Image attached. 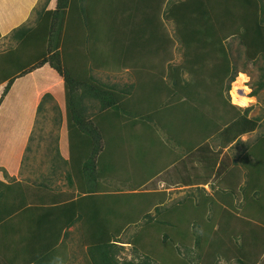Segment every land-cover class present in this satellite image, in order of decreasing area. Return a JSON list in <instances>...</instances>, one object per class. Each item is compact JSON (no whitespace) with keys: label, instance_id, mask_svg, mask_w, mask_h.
<instances>
[{"label":"trees","instance_id":"1","mask_svg":"<svg viewBox=\"0 0 264 264\" xmlns=\"http://www.w3.org/2000/svg\"><path fill=\"white\" fill-rule=\"evenodd\" d=\"M50 1L34 8L35 24L12 31L20 48L4 54L0 81L5 87L0 106L16 81H27V76L38 69L49 70L51 76L62 80L68 177L86 195L76 201L69 194L61 198L44 185L29 191V197L21 191L22 198L18 194L12 210L22 209L31 225L17 244L20 258L8 261L5 257V264H70L75 255L70 259L61 242L79 219L86 223V231H96L84 234L92 238L86 251L89 264H264V135L252 144L245 143L239 161L224 173L215 169L208 172L216 178L211 193L199 188L197 195H187L167 210L162 206L164 195H144L147 199L143 202V193H135L129 195L131 204L125 205L127 214L133 217L112 221L96 212L78 216L79 210L87 212L86 204L97 196L98 187L100 191L106 189L96 181L106 174L105 157L124 148L120 135L124 129H139L149 137L146 143L154 142L157 136L152 137L162 129L191 160H198L205 149L213 154L208 145L211 139H221L224 148L235 140L242 143L243 134L259 127L261 118L249 119L251 108L242 113L228 95L240 69L227 41L232 36L239 38L249 61L263 58L260 78L251 93L256 95L264 87V0H177L168 1L165 8H161V0H102L103 22L101 15L94 14L100 5L93 8L94 0H56L54 8H49ZM135 7L143 8L137 24L129 21ZM160 14L176 23L183 48L182 63L172 65L168 77L148 74L152 79H147L142 67L135 69V83L112 84L96 76L109 66L123 67L135 52L164 53L169 41L157 21ZM99 26L107 28V33ZM30 85L34 90H45L36 81ZM47 90L42 100L55 99ZM119 123L123 129L116 131ZM128 135L135 137L133 132ZM138 140L143 143V139ZM10 189L15 191L0 180V205H9ZM147 207L154 208L158 216L165 212L169 217L181 215L180 226L184 229L181 234L165 235L164 240L174 246L157 252L149 246L150 235L143 232V250L139 248L141 240L135 237L133 257L121 259L123 247L115 240L123 227L138 223L142 216L153 219L150 225L156 224L150 209L143 214ZM2 216L0 213V222ZM193 226L203 230L202 240L192 234ZM1 252L6 255L8 250Z\"/></svg>","mask_w":264,"mask_h":264},{"label":"crops","instance_id":"2","mask_svg":"<svg viewBox=\"0 0 264 264\" xmlns=\"http://www.w3.org/2000/svg\"><path fill=\"white\" fill-rule=\"evenodd\" d=\"M17 12L20 15H23L20 17H26L24 16V12ZM12 13H9V15H4L0 12V49H3V43H1V41L3 38H5L4 35L8 30L7 22H11V20L15 17V15H13ZM31 13H28L27 16L31 15ZM27 23L28 22L23 23V25L29 26V23ZM11 50L12 48H9L6 51ZM4 54V50L0 51V66L3 65L2 60ZM239 73H245V71L240 70ZM240 75L238 76L239 79ZM1 78L2 76L0 75V79ZM238 78L233 82V85L238 82ZM244 80L245 79L242 80L240 86L243 85ZM26 82L27 81L25 80L16 81L13 84L12 88L9 90V92L5 95L3 102L0 106V117L3 114H8L7 118L2 119L4 122L6 121L10 125H15V122L18 123L20 121L17 117H13L14 112L17 110L15 106L22 105V103L26 102V100H30L28 99V92H30L31 89L29 88V83L27 85ZM256 86L257 85H255L254 89L252 88L251 93L253 92V90H255ZM4 87L5 83L1 82L0 97L3 94ZM261 91H264V87L261 88L256 95L251 94V96L248 97L249 102L251 101V99L256 100V97L260 95ZM36 92L38 93L39 91ZM234 103L235 102L233 101V104ZM236 104L238 103H235L234 105ZM24 105L22 106V108L24 109L23 112H26L25 110L27 109V103H24ZM238 105L236 106H243L240 107L242 113L244 112V109L251 108L248 114L249 119H254L258 117L262 119L261 116L250 115L253 105L249 107H246L247 105ZM31 109L34 108L31 107ZM12 119H14L15 122H13ZM26 121L27 120H25L24 122ZM261 121L262 120H260L259 127L256 130L243 134L241 136L240 139L242 143H237L238 140H235L228 144V146L222 148L221 139H211L210 141H208V145H210V148L213 150V154L211 155V153L207 152L205 149V151H202V156L198 160H196L197 158L191 160L189 154L184 153V148L181 149V147H179L175 142L167 139V137L164 135L165 132L162 129L158 130V132L154 134L155 136L152 137L155 138L157 136L155 138L157 141L155 140L154 142L148 141L146 143V140H148L149 137L144 136L143 134H141V132V136L138 137L140 134L134 133L137 139H143V149H135V152H132L131 150L127 151V149H122L119 152H115L114 156L112 154L111 156L107 155L105 157V163L107 167V170L105 171L106 174H103L104 176H102L96 182L102 184V186L106 187V189L104 191H102L103 189L100 191V188L98 187L99 192L96 193L97 196L92 197V201L88 202L89 205L86 204L87 212L83 214V210H79L78 216H91L92 212L94 215H97L96 213H102L101 215L108 218L107 220L111 219L112 221L115 218H129V215L127 214V211L129 209H125V205H127L128 203L131 204L130 201L132 200V198L129 195L135 193H143V202L147 199L146 197H144V195H164L162 199H164L165 205H169L171 202L174 201H180L187 195H190L189 193H187L190 190H195L190 192L192 193L196 192L199 188H203L207 193H211L213 191L212 184L216 183V178H214L215 174H211L210 176L208 172H212V169H215L216 171H221L222 173H224L226 169L234 166V164L239 161L241 154L244 152L243 150L246 149V146L248 144H252L254 141H256L257 138L264 135V131H259L262 126ZM144 131L145 129L143 128V132ZM159 139L161 140L160 142ZM245 143H247L246 146ZM146 146L151 147L149 148ZM221 148L222 150H220ZM139 150L143 152V155H139V157H137V155L139 154ZM56 153L58 154L57 156H59L57 157V159L61 160L64 166L46 164L44 165L45 167H42L40 165L36 166L34 163V167L37 168V171L32 169L31 163H28L27 165L25 164L26 166L23 165V168H21V163H19V160L13 163L11 157L6 158V160L4 159V157L0 159V165L6 170L3 171L0 168V180L6 185L14 187L15 189V191H11L10 189L11 195L10 197L8 196L9 198L7 200V204L9 205H0V213L1 215H3L2 218L4 219L3 222H0V251L8 250L6 255L3 252L0 253V264L6 263L5 257L6 259H8V261H10V259H18V257L20 258V255H18V252H16L18 248L17 244L21 240L22 236L26 234L28 227L31 225L29 219L22 215V209L17 208L14 209V211L12 210L14 208L13 206L18 203V194H20L21 191L24 192V196L29 197L31 195L29 191L35 192L38 185H44L48 187L53 193L58 195L60 194L61 198L62 196L64 197L65 195L69 194L70 196H73L70 198L76 201L80 196L86 195L85 193H81V191L77 189L76 183H72L70 181V178L68 177V170L70 169V165H68L67 162L69 160L67 132L66 137L63 138V140L61 141L60 147L56 148ZM208 164L209 166H207ZM66 167L67 169H65ZM142 168L143 173H140V169ZM26 171L27 176H25ZM203 176H207L209 179H205V177ZM56 177H59L61 181L63 180V185L65 186H63L62 188H58V186L55 185L56 180L58 179ZM134 185H139V187L135 189ZM116 193L122 194L125 197L119 199V196L114 195ZM174 194L177 195L173 196ZM177 196L182 197H178L177 199L172 200ZM19 198H22L21 194ZM137 202L138 201H135V204L138 205ZM30 205L31 204L27 206L30 207ZM148 209H150L149 211L152 212V215L156 214L154 208L149 207H147V209H143V214L147 212ZM133 216L134 215H131V217ZM133 224L137 226V223ZM86 226L87 225L86 223H84L83 219H79L74 226L68 229L69 236L64 241L61 240V243H63V245H66L65 248L63 247V249H65L66 253L68 254V257L69 255H71L69 257L71 259L72 254H74L75 256L73 259H77V257L81 258V264H83V260L87 262L85 264H89L90 257L86 251H88V244L92 239L90 237V239L86 240V242L83 243V238H81V236L86 233H90V235H93V232H96L92 229L86 231L84 228ZM128 228L129 226L126 229ZM121 233L123 234V232ZM121 233L120 236L116 239L118 241L115 240L116 244L122 247L125 245L126 242L129 244L132 242V244L134 245V250L136 247L134 242V235H136L137 233L133 232V234H131L133 235V241L131 242L123 241L121 239ZM4 235L8 236L6 238H3ZM10 242L12 244H10ZM72 246H78L79 249H72V251H75L74 253H71L68 251V249H71ZM223 264L227 263L224 262Z\"/></svg>","mask_w":264,"mask_h":264},{"label":"rangeland","instance_id":"3","mask_svg":"<svg viewBox=\"0 0 264 264\" xmlns=\"http://www.w3.org/2000/svg\"><path fill=\"white\" fill-rule=\"evenodd\" d=\"M45 0H0V12L4 15H9V13H12L15 15L14 19L11 20V22H7L8 30L5 33V38L2 39L1 43L2 48L0 51H5L9 48H12V51H16L18 48H20V43L16 39L12 37V31L15 30L16 27L23 25V23L28 22L29 26H32L33 18L34 16L32 13L35 14L34 8L36 6L41 7V3H43ZM102 0H94L92 1L91 5L94 7L98 6L97 10H94V14L98 16H102L103 13V6L99 2ZM168 1H177V0H161V8H165ZM99 3V4H98ZM121 3V1H120ZM56 4V0H51L49 3V8H54ZM122 4V3H121ZM134 13L131 14V17H129V21H132V23L137 24V20L142 15V7H135ZM17 11L20 13L24 12V16L26 17H20L23 15H20ZM32 12V13H31ZM31 15H28L27 14ZM102 16V22L103 20ZM128 21V22H129ZM157 21L159 23V27L161 28L163 34L168 38L169 44L167 46V50L164 51V53H161L160 55H153L150 52H135L134 56L131 60L125 63L123 67H114L109 66V69L98 71L96 76L101 77L102 79L108 81L109 83H115V84H129V83H135L137 82V74L135 73V69H141L143 68V72L145 76H147V79H152L148 74L153 75H163V77H168V72H170V68L172 65L180 64L183 61V48L182 44L180 42V39L177 36V27L176 23L172 20L164 19L163 15L160 14L159 17L157 16ZM101 22V21H100ZM11 23V24H10ZM27 23V24H28ZM34 24L36 22H33ZM121 26L124 25V23H119ZM100 28V26H99ZM103 32H106V29L103 27L100 28ZM107 33V32H106ZM19 45V46H18ZM227 45L231 50L232 56L234 57V60H236V63L240 70L245 71V73H239L237 74L236 79L240 74H245L247 78H244V83L242 87L247 88L246 97L251 96V90L254 89L255 85H257V81L260 78V68L263 66V58H258L255 61H249L246 59L245 56V47L240 43L239 38L232 36L228 39ZM17 47V49H15ZM22 48L20 49V53ZM163 52V51H162ZM27 54L24 53L23 57L26 58ZM239 57V58H237ZM25 61V60H23ZM52 73H50L49 70H46L44 68L38 69L34 71L33 73L29 74L27 76V81L32 82L36 81L38 84L40 83L42 86H44V91L36 92L37 90H34L35 87L29 86L30 93L29 98L30 100H26V102H23L21 106H15L17 110L14 112L13 117L18 118L20 121L16 123L14 119H12L13 122H15V125H10L8 122H4L2 118H7L8 114H3L0 117V159L4 157L6 158L11 157L12 162H16L19 160V163L21 168H23V165H27L28 163H31L32 169L37 171V168L34 167V163L36 166H44L46 164L51 165H63L62 161L57 159L58 154L56 153V148L60 147L61 141L63 138L66 137V121H65V110H64V98L62 95L63 92V82L60 80L59 77L54 78V76H51ZM184 77L188 78L189 75L187 73L184 74ZM59 78V79H58ZM239 79V78H238ZM47 84H46V82ZM46 84V85H43ZM28 85V84H27ZM34 86H36V83H33ZM233 83L231 84V90L229 91L228 95L230 97V100L233 104V98H232V88ZM53 87V88H52ZM49 88V90H47ZM36 89V88H35ZM60 89V90H57ZM50 91L56 98L50 99L45 98L42 100L43 95L45 91ZM244 90L241 89V92L244 93ZM57 91H60L61 93H57ZM24 103H27V109L26 112H23L24 109L22 106ZM41 104V105H40ZM235 104V103H234ZM40 105V108L38 106ZM58 107H57V106ZM238 105V104H236ZM253 105L252 111L250 115L255 116H261L262 117V126L259 129L260 132L264 131V91L260 92V95L256 97L255 99H251L249 104L246 107H249ZM25 106V105H24ZM37 106V107H36ZM239 106V105H238ZM30 107V108H29ZM33 107L34 109H31ZM243 107V106H240ZM5 113V112H4ZM12 117V118H13ZM27 120L26 122H24ZM123 129V126L119 123L116 127V131L119 129ZM139 133V129H131L127 132L126 129L121 132L122 140L121 143H123L124 148L127 149L129 147V150L132 152H135V149H143V143L138 140L135 137H131L128 134L129 133ZM259 132V133H260ZM123 133V134H122ZM128 133V134H126ZM259 135V134H258ZM141 134L138 136L140 137ZM151 147V146H146ZM32 149L31 151H28ZM183 149V147H181ZM20 152V153H19ZM19 153V155H18ZM139 155H143V152L139 150ZM143 157V156H142ZM25 165V166H26ZM64 166V165H63ZM45 167V166H44ZM68 167V166H67ZM67 167L65 169H67ZM0 168L3 171H6L4 167L0 165ZM69 169V168H68ZM69 171V170H68ZM50 172V171H49ZM65 173V172H64ZM25 176H27V171L25 172ZM65 176V175H64ZM56 180V186L58 188H62L63 186V180L61 181L59 177ZM60 180V181H59ZM216 182V179H215ZM181 191V190H180ZM195 190H190L189 194L196 195L198 192H192ZM177 195V194H176ZM175 194L173 196H176ZM199 196V195H198ZM178 197L172 199L175 200ZM238 198V197H237ZM174 205H178L177 202H171L169 205H165V202H163L162 206L166 207L165 210H167L169 207H172ZM163 209V211L165 212ZM162 211V212H163ZM163 212V214H164ZM156 216V224L150 225L153 222V219L147 218L140 220L139 223H137V226L135 224L129 225V228L124 226L122 229V237L121 239L123 241H133V232H136L137 234L134 235L138 241L141 240V245H139V248L143 250V232L148 233L150 236L149 246L153 248L155 252H157L159 249L164 248L166 250H170L174 244L169 241L168 239H165V235L170 236L172 232H175L177 234H181V229H184L181 227V215L173 214L171 217H169L166 212L163 216L158 215H152ZM131 215H129V218ZM143 218V216H142ZM138 219V218H137ZM134 221H136L134 219ZM147 221L149 223L147 224ZM260 224V223H259ZM124 225V224H122ZM218 226L216 225L215 228ZM127 232V233H126ZM126 233V234H124ZM192 234L194 236H198L197 239L202 240L203 237V230L200 228H195L193 226L192 228ZM5 236V235H4ZM3 236V237H4ZM81 238H84V240H87L88 237L86 235H82ZM126 238V239H125ZM15 243V241H14ZM80 246V245H78ZM77 246V247H78ZM133 244L132 242L125 243L123 249L120 250L119 257L122 258H132L133 253ZM76 246H72L71 249H68L69 252L74 253L75 250L79 249ZM72 249H75L72 251ZM73 255V254H72ZM71 255H69L70 257ZM81 258L77 257V259H71L69 262L70 264H81L80 261ZM155 261V260H154ZM87 263L85 260H83V264ZM224 263V261H222Z\"/></svg>","mask_w":264,"mask_h":264},{"label":"bare ground","instance_id":"4","mask_svg":"<svg viewBox=\"0 0 264 264\" xmlns=\"http://www.w3.org/2000/svg\"><path fill=\"white\" fill-rule=\"evenodd\" d=\"M246 76L245 75H240V79L238 80V82H236L233 86V90L231 92L232 94V98H233V101H235L237 98H239L240 101H244V100H248L249 101V98L247 97L246 98V92L245 90L247 91V88H243L242 86H240V83L242 82V80L245 78ZM243 78V79H242ZM241 89L244 90V93L241 92ZM236 103V102H235ZM240 105H243L242 103H238ZM249 104V103H248ZM247 104V105H248Z\"/></svg>","mask_w":264,"mask_h":264},{"label":"clouds","instance_id":"5","mask_svg":"<svg viewBox=\"0 0 264 264\" xmlns=\"http://www.w3.org/2000/svg\"><path fill=\"white\" fill-rule=\"evenodd\" d=\"M242 79H243V78H242ZM234 102H236V103H242L243 105H247V104L249 103L248 100L240 101L239 98H237ZM119 236H120V235H119ZM119 236H118V237H119Z\"/></svg>","mask_w":264,"mask_h":264}]
</instances>
